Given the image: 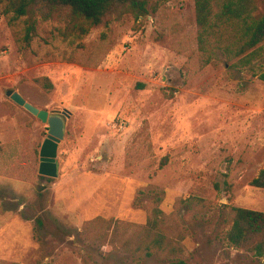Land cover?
I'll return each instance as SVG.
<instances>
[{"label":"rangeland","instance_id":"obj_1","mask_svg":"<svg viewBox=\"0 0 264 264\" xmlns=\"http://www.w3.org/2000/svg\"><path fill=\"white\" fill-rule=\"evenodd\" d=\"M150 2L74 46L64 22L0 4V264H264L226 241L233 208L264 212L250 186L264 169V55L254 71L224 58L201 68L194 0ZM30 19L38 34L24 50L16 32ZM9 91L66 118L58 178L39 174L49 125ZM156 206L165 250L149 258L108 247L112 227L104 243L85 226L120 220L134 250Z\"/></svg>","mask_w":264,"mask_h":264},{"label":"trees","instance_id":"obj_2","mask_svg":"<svg viewBox=\"0 0 264 264\" xmlns=\"http://www.w3.org/2000/svg\"><path fill=\"white\" fill-rule=\"evenodd\" d=\"M193 23L196 27V42L201 68L212 66L218 69L221 58L235 67L254 71L256 61L264 55V14L257 16V0H194ZM150 0H0L6 6L5 13L21 19L29 14L39 15L42 22L51 20L66 24L59 36L70 46L76 45L93 29L100 27L109 16L132 15L139 19L148 15ZM38 22L26 20L25 26L16 35L22 49L28 50L38 34ZM17 39V40H18ZM263 45V46H262ZM235 62V64H234ZM264 82V72L259 74ZM36 83L46 92L54 90L48 77L37 78ZM46 179V178H45ZM47 180V179H46ZM250 186L264 190V169L250 182ZM158 204L161 200H156ZM163 211L156 206L153 217L148 219L142 229L141 245L133 250L128 231H121L120 220L107 221L97 218L85 226L91 237L101 232L100 239L106 243L112 229L108 247L114 250L131 252L135 257H152L153 250H165V237L160 231ZM43 226L44 214L37 216ZM231 226L226 235L228 245L234 249L245 250L257 258L264 257V212L235 207L230 214ZM122 225L125 226L124 223ZM127 226L133 227L130 224ZM175 264H187L178 261Z\"/></svg>","mask_w":264,"mask_h":264},{"label":"water","instance_id":"obj_3","mask_svg":"<svg viewBox=\"0 0 264 264\" xmlns=\"http://www.w3.org/2000/svg\"><path fill=\"white\" fill-rule=\"evenodd\" d=\"M7 96H9L14 103L23 107L43 123L49 125L48 138L43 143L40 151L39 174L50 179L58 178V149L65 136L66 118L63 117L64 115H51L48 111L38 109L27 102L26 99L17 92L9 91L7 92Z\"/></svg>","mask_w":264,"mask_h":264}]
</instances>
